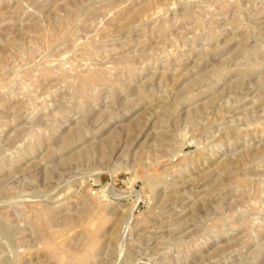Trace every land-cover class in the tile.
<instances>
[{
	"label": "rangeland",
	"instance_id": "rangeland-1",
	"mask_svg": "<svg viewBox=\"0 0 264 264\" xmlns=\"http://www.w3.org/2000/svg\"><path fill=\"white\" fill-rule=\"evenodd\" d=\"M0 264H264V0H0Z\"/></svg>",
	"mask_w": 264,
	"mask_h": 264
}]
</instances>
